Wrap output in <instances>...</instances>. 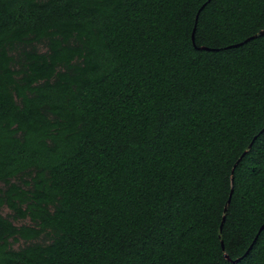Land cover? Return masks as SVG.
I'll use <instances>...</instances> for the list:
<instances>
[{
  "label": "trees",
  "instance_id": "16d2710c",
  "mask_svg": "<svg viewBox=\"0 0 264 264\" xmlns=\"http://www.w3.org/2000/svg\"><path fill=\"white\" fill-rule=\"evenodd\" d=\"M261 32L264 0H0V264H264Z\"/></svg>",
  "mask_w": 264,
  "mask_h": 264
},
{
  "label": "water",
  "instance_id": "95a60500",
  "mask_svg": "<svg viewBox=\"0 0 264 264\" xmlns=\"http://www.w3.org/2000/svg\"><path fill=\"white\" fill-rule=\"evenodd\" d=\"M205 6H203V8H204ZM202 8V9H203ZM200 13V12H199ZM199 17V14H198V16H197V18ZM196 30V29H195ZM264 34V32H261L259 35H263ZM259 35H257V36H255V37H253V39L254 38H256V37H258ZM193 41L195 42V31H194V35H193ZM248 41V40H247ZM240 45H242V44H238V45H235V46H240ZM202 49H207V48H205V47H203ZM251 147H252V145H250V147L248 148V150L245 152V154L251 149ZM244 154V155H245ZM242 159V158H241ZM232 182H233V185H234V178H232ZM231 198H232V193H231V195H230V199L228 200V202H227V205H226V207H225V215H226V213H227V211H228V207H229V205H230V202H231ZM225 218H226V216L224 217V220H223V222H222V225H221V233H222V228H223V225H224V222H225ZM264 228V227H263ZM263 228H261V231H262V229ZM258 238V237H257ZM256 238V239H257ZM222 247H223V250L225 251V245H224V242L222 241ZM252 248V247H251ZM250 252V250L248 251V253ZM247 253V254H248ZM225 257L228 259V260H231L230 259V257L228 256V254L227 253H225ZM242 260V258H239V259H237V260H235V261H233L234 263H239L240 261ZM232 261V260H231Z\"/></svg>",
  "mask_w": 264,
  "mask_h": 264
},
{
  "label": "rangeland",
  "instance_id": "374dc122",
  "mask_svg": "<svg viewBox=\"0 0 264 264\" xmlns=\"http://www.w3.org/2000/svg\"><path fill=\"white\" fill-rule=\"evenodd\" d=\"M0 187H3L2 184H0ZM4 216L6 217H10V219L17 225V226H22V225H30L31 222L29 219L27 220H22V219H18V220H15L13 218V212H11L8 208H4L2 210ZM24 245V242L23 241H20V242H14V247L15 248H19L20 246Z\"/></svg>",
  "mask_w": 264,
  "mask_h": 264
}]
</instances>
